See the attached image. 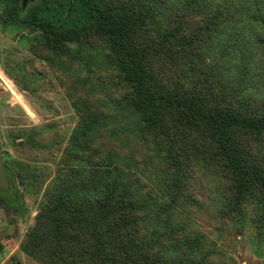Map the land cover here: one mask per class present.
I'll list each match as a JSON object with an SVG mask.
<instances>
[{"label": "trees", "instance_id": "trees-1", "mask_svg": "<svg viewBox=\"0 0 264 264\" xmlns=\"http://www.w3.org/2000/svg\"><path fill=\"white\" fill-rule=\"evenodd\" d=\"M154 1L165 9L177 4L31 0L23 7L21 0H0L5 3L0 23L36 32L25 37L32 52L55 71L65 68L75 92L85 85L86 95L72 100L80 121L64 150L65 165L46 186L20 241L22 251L40 264H212L213 250L194 251L199 234L176 236L177 205L184 204L198 171L216 181L222 219L264 236V104L239 103L213 77L205 58L215 40L236 25L207 9L219 8L220 0H183L171 10L170 22ZM256 10L255 34L264 52V8ZM95 46L106 49L120 89L106 91L103 80L94 87L89 74H71L79 60L91 69L86 47ZM118 115L134 118L118 126L121 131L159 149V176L169 199L143 188L131 156L111 144L120 135L117 129H108L101 140L94 137ZM26 140L41 146L33 135ZM3 164L0 205L9 210L24 200L12 164Z\"/></svg>", "mask_w": 264, "mask_h": 264}, {"label": "rangeland", "instance_id": "rangeland-1", "mask_svg": "<svg viewBox=\"0 0 264 264\" xmlns=\"http://www.w3.org/2000/svg\"><path fill=\"white\" fill-rule=\"evenodd\" d=\"M182 2L177 0V4L168 9L160 1H154L152 6L165 9L164 21L170 22L171 10L181 8ZM257 2L258 5L254 0H220L219 8H207L220 11L224 20L233 19L227 21L236 27L228 28L221 40H215L213 52L205 55L213 77L222 88L240 98L239 103L251 100V106L256 108L264 104V52L255 34L258 28L256 8H264V0ZM4 8L5 3H0V15ZM204 21L201 18L199 23ZM35 34L26 28L5 27L0 23L1 153L2 159L12 164L17 174L16 182L24 200L19 207L9 210L0 205V264H40L22 251L20 241L34 222L46 186L53 181L58 168L65 165L62 161L64 150L71 145V135L80 121L72 100L79 94L86 95L84 82L75 92L65 78L69 73L65 68L55 71L45 59L32 52L25 37L34 38ZM86 52L91 69L86 70L83 60H79L71 74L75 77L89 74V84L94 87H99L97 82L103 80L106 91L120 89L117 86L120 80L115 75L117 70L108 62L106 49L86 47ZM116 120L108 122L106 128L102 126L94 137L101 140L103 134L110 135L108 129H117L120 135L111 137V144L131 156L132 170L146 183L143 188L153 189L160 198L169 199L167 192L170 190L159 176V149H148L140 136L118 127L134 118L118 115ZM29 135L41 146L30 145L26 140ZM197 175V180L185 189L184 204L177 205L176 220L181 227L176 236L199 234L200 246L194 251L213 250L209 256L212 264H264V236L257 235L251 226L240 228L239 224L222 219V196L216 181L199 171Z\"/></svg>", "mask_w": 264, "mask_h": 264}, {"label": "water", "instance_id": "water-1", "mask_svg": "<svg viewBox=\"0 0 264 264\" xmlns=\"http://www.w3.org/2000/svg\"><path fill=\"white\" fill-rule=\"evenodd\" d=\"M28 1L29 0H21L22 6L25 7ZM4 173H5V169H4L3 159H2L1 141H0V180L4 177Z\"/></svg>", "mask_w": 264, "mask_h": 264}, {"label": "flooded vegetation", "instance_id": "flooded-vegetation-1", "mask_svg": "<svg viewBox=\"0 0 264 264\" xmlns=\"http://www.w3.org/2000/svg\"><path fill=\"white\" fill-rule=\"evenodd\" d=\"M29 1H31V0H29ZM29 1H28V2H29ZM28 2H27V3H28Z\"/></svg>", "mask_w": 264, "mask_h": 264}]
</instances>
